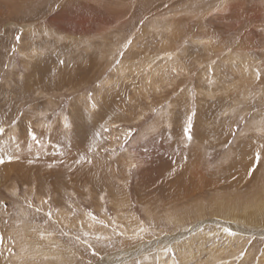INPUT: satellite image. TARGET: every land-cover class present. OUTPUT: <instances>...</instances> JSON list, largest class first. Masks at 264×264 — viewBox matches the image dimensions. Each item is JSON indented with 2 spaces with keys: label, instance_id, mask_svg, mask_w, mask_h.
<instances>
[{
  "label": "rangeland",
  "instance_id": "1",
  "mask_svg": "<svg viewBox=\"0 0 264 264\" xmlns=\"http://www.w3.org/2000/svg\"><path fill=\"white\" fill-rule=\"evenodd\" d=\"M0 130V264H264V0H0Z\"/></svg>",
  "mask_w": 264,
  "mask_h": 264
},
{
  "label": "snow or ice",
  "instance_id": "2",
  "mask_svg": "<svg viewBox=\"0 0 264 264\" xmlns=\"http://www.w3.org/2000/svg\"><path fill=\"white\" fill-rule=\"evenodd\" d=\"M16 39H17V41H18V40L20 39L19 36H17ZM189 126H190V125H189ZM0 131H2V130H0ZM186 132H187V129H186ZM189 138H190V137H189ZM10 159H11V157H9V160H10ZM256 160H257V161L260 160V154H259V153H257V155H256ZM2 162H3V161L0 160V163H2ZM225 231H228L230 235H234V233H231L230 230H228V229H225Z\"/></svg>",
  "mask_w": 264,
  "mask_h": 264
},
{
  "label": "bare ground",
  "instance_id": "3",
  "mask_svg": "<svg viewBox=\"0 0 264 264\" xmlns=\"http://www.w3.org/2000/svg\"><path fill=\"white\" fill-rule=\"evenodd\" d=\"M203 169V168H202ZM196 233V232H195ZM189 234H190V232H189ZM192 237V236H191ZM194 237V236H193ZM169 246V245H168ZM263 262H264V258H263Z\"/></svg>",
  "mask_w": 264,
  "mask_h": 264
}]
</instances>
